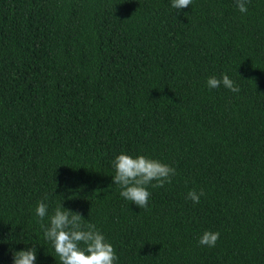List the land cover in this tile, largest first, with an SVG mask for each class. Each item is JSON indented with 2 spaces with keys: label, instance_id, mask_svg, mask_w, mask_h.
<instances>
[{
  "label": "trees",
  "instance_id": "trees-1",
  "mask_svg": "<svg viewBox=\"0 0 264 264\" xmlns=\"http://www.w3.org/2000/svg\"><path fill=\"white\" fill-rule=\"evenodd\" d=\"M247 8L0 0V264L33 243L60 264L41 201L95 224L116 264H264V0ZM224 74L238 93L208 87ZM122 152L176 170L147 208L113 184Z\"/></svg>",
  "mask_w": 264,
  "mask_h": 264
},
{
  "label": "clouds",
  "instance_id": "clouds-1",
  "mask_svg": "<svg viewBox=\"0 0 264 264\" xmlns=\"http://www.w3.org/2000/svg\"><path fill=\"white\" fill-rule=\"evenodd\" d=\"M249 0H236V6L241 13H247ZM192 0H171V7L176 11L190 6ZM209 88H219L221 85L228 90L238 93L239 86L227 74L221 78L211 76L207 80ZM115 175L112 176L113 184L120 187V196L136 204L139 208H147L150 192L148 186L163 187L170 184L176 175L174 167L158 159L145 155L132 156L120 153L112 162ZM155 181V183H153ZM204 195L201 189L197 193L194 189L187 193L186 199L199 203ZM59 205L49 216L48 205L39 202L35 212L40 218L44 237L53 245L60 264H116L118 259L113 245L105 235L97 229L95 224H84L81 213L72 211ZM48 217V224L43 223ZM219 232L205 230L199 238V244L215 247ZM37 247H31L13 252V264H36Z\"/></svg>",
  "mask_w": 264,
  "mask_h": 264
}]
</instances>
